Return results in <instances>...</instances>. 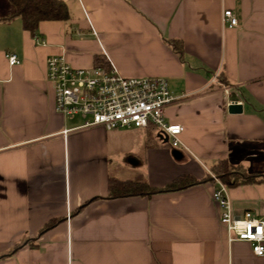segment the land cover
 Instances as JSON below:
<instances>
[{
	"label": "crops",
	"instance_id": "1",
	"mask_svg": "<svg viewBox=\"0 0 264 264\" xmlns=\"http://www.w3.org/2000/svg\"><path fill=\"white\" fill-rule=\"evenodd\" d=\"M62 1L70 20L32 33L0 0V264H264L229 237L205 180L219 160L264 178V0ZM226 9L236 27L223 26ZM103 50L122 76L167 79L166 117L183 127V146L57 112L48 58L90 68ZM184 176L200 183L108 197L110 178L163 189ZM228 195L235 216L264 219V181Z\"/></svg>",
	"mask_w": 264,
	"mask_h": 264
},
{
	"label": "built area",
	"instance_id": "2",
	"mask_svg": "<svg viewBox=\"0 0 264 264\" xmlns=\"http://www.w3.org/2000/svg\"><path fill=\"white\" fill-rule=\"evenodd\" d=\"M222 23L229 28L238 25L232 10H224ZM92 33L98 37L94 29ZM103 53L105 63L90 68L72 66L65 55L48 58L46 78L55 93L57 112L68 119L84 116L81 128L148 129L158 133L174 148L183 146L180 139L183 127L168 122L166 117L167 108L176 100L167 79L122 76L106 51ZM7 57L10 65L19 64L15 54ZM217 79L218 74H215L212 81ZM231 89L224 87L225 94L229 95ZM67 133L69 130L64 131ZM214 181L216 188L212 197L219 206L220 221L227 228L229 237L250 243L256 256H264V219L250 212L235 216L228 188L216 177Z\"/></svg>",
	"mask_w": 264,
	"mask_h": 264
},
{
	"label": "trees",
	"instance_id": "3",
	"mask_svg": "<svg viewBox=\"0 0 264 264\" xmlns=\"http://www.w3.org/2000/svg\"><path fill=\"white\" fill-rule=\"evenodd\" d=\"M15 17L20 18L24 29L35 33L39 24L43 21H69L70 12L67 5L62 0H9ZM97 64L105 63L104 59L98 58ZM219 179L228 189L247 184H257L264 181L262 176L249 174L240 166L231 164L228 160H219L211 169L205 180ZM200 183V180L192 176H184L174 180L163 189L151 187L146 182L109 179L108 197L126 196H151L166 191H176L187 189ZM56 221L48 223L43 231L50 229Z\"/></svg>",
	"mask_w": 264,
	"mask_h": 264
},
{
	"label": "water",
	"instance_id": "4",
	"mask_svg": "<svg viewBox=\"0 0 264 264\" xmlns=\"http://www.w3.org/2000/svg\"><path fill=\"white\" fill-rule=\"evenodd\" d=\"M229 112L233 114L242 113L243 106L241 104H237L236 102H233L229 105Z\"/></svg>",
	"mask_w": 264,
	"mask_h": 264
},
{
	"label": "rangeland",
	"instance_id": "5",
	"mask_svg": "<svg viewBox=\"0 0 264 264\" xmlns=\"http://www.w3.org/2000/svg\"><path fill=\"white\" fill-rule=\"evenodd\" d=\"M83 119H85V117H82ZM82 118H81V120H82ZM79 121H80V119H79ZM134 145H138V143L137 144H134ZM130 160V159H129ZM121 163H127V161H126V158H125V160H123V162H121ZM128 164V163H127ZM125 165V164H124ZM126 166V165H125Z\"/></svg>",
	"mask_w": 264,
	"mask_h": 264
}]
</instances>
